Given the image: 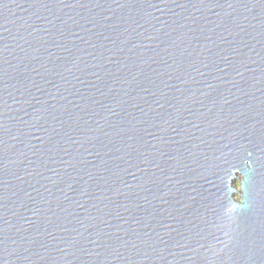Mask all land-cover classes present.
I'll use <instances>...</instances> for the list:
<instances>
[{
    "label": "water",
    "instance_id": "95a60500",
    "mask_svg": "<svg viewBox=\"0 0 264 264\" xmlns=\"http://www.w3.org/2000/svg\"><path fill=\"white\" fill-rule=\"evenodd\" d=\"M0 264H264V0H0Z\"/></svg>",
    "mask_w": 264,
    "mask_h": 264
}]
</instances>
